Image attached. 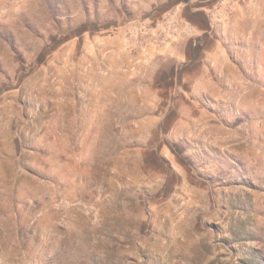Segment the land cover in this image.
Wrapping results in <instances>:
<instances>
[{"label":"rangeland","instance_id":"1","mask_svg":"<svg viewBox=\"0 0 264 264\" xmlns=\"http://www.w3.org/2000/svg\"><path fill=\"white\" fill-rule=\"evenodd\" d=\"M0 264H264V0H0Z\"/></svg>","mask_w":264,"mask_h":264}]
</instances>
